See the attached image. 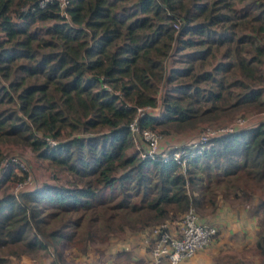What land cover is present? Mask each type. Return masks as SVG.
I'll return each instance as SVG.
<instances>
[{"label":"trees","instance_id":"trees-1","mask_svg":"<svg viewBox=\"0 0 264 264\" xmlns=\"http://www.w3.org/2000/svg\"><path fill=\"white\" fill-rule=\"evenodd\" d=\"M38 1L0 0V163L12 145L66 181L12 193L30 171L7 163L0 264H70L60 246L84 256L219 201L255 218L248 254L264 264V119L187 149L183 165L138 157L128 127L142 107L159 111L138 127L164 136L263 112L264 0ZM234 263L249 262L215 264Z\"/></svg>","mask_w":264,"mask_h":264},{"label":"built area","instance_id":"built-area-1","mask_svg":"<svg viewBox=\"0 0 264 264\" xmlns=\"http://www.w3.org/2000/svg\"><path fill=\"white\" fill-rule=\"evenodd\" d=\"M51 0H39L38 6L43 7ZM64 4L60 0V5ZM176 29V25L173 26ZM157 108V107H155ZM151 107L137 108L135 116L129 123V131L132 139V149L140 158L175 160L183 165L187 154V149L199 152L204 149L208 141L214 137L231 133L240 128L241 118H236L232 124L206 126L202 129L199 136L191 142L182 145H168L162 147L161 134L149 129H140L137 124V119L145 114H155ZM53 144L52 141L48 142ZM14 162L18 164L23 171H27L25 165L20 163L14 157L4 158L0 163V174L7 163ZM27 176L21 182L15 184L11 192L16 193L20 190H31L36 186L33 183L31 173L27 172ZM216 229L213 225L206 224L199 220L193 209H188L180 218V222L175 231L169 232L166 223H161L152 228L153 241L149 249L148 264H180L190 258L197 251L209 246L214 239Z\"/></svg>","mask_w":264,"mask_h":264},{"label":"crops","instance_id":"crops-1","mask_svg":"<svg viewBox=\"0 0 264 264\" xmlns=\"http://www.w3.org/2000/svg\"><path fill=\"white\" fill-rule=\"evenodd\" d=\"M204 223L215 227V238L209 246L197 251L180 264H215L219 258L229 256L236 259L242 258L244 261L249 262L247 264H255L256 260L248 254V250L251 249L256 241L255 218L247 216L243 212L241 205L219 201L214 213L210 214L208 220L204 221ZM168 226L171 227L169 224ZM171 230L174 231L172 227ZM152 238L153 234L150 231L148 233L149 243ZM132 247L128 245L111 246V251H108L109 253L106 252L103 260L97 264H148L150 259L149 251L142 240L141 242L138 241V245L135 248L134 245ZM13 264L43 263L21 258Z\"/></svg>","mask_w":264,"mask_h":264},{"label":"rangeland","instance_id":"rangeland-1","mask_svg":"<svg viewBox=\"0 0 264 264\" xmlns=\"http://www.w3.org/2000/svg\"><path fill=\"white\" fill-rule=\"evenodd\" d=\"M158 111H159V107L154 109L155 114L158 113ZM236 118L243 119L241 125L238 127L242 128V127L252 126L256 122L264 119V111L256 112V111L250 110L248 112H245L244 114L242 113L235 114L229 119H221L214 124H207V125L199 124L198 126L195 127V129H192V130H187L181 133H170L169 135H165V136L161 135V145L162 147L168 146V145H182L184 143L194 141L199 136L200 132L202 131L204 127L232 124ZM2 150L4 154L3 157L5 158L14 157L18 161H20V163L25 165L26 168L29 167V171L30 173H32L31 175H33L34 177L33 183H35L34 184L35 186L38 187L44 183H48V184L65 183L66 178H64L63 176H58L57 180H53L50 175L51 174L50 169H47L45 167V163H41L37 161L28 150L26 149L20 150L17 147L12 146V145H6V147L3 148ZM233 204L236 205L235 202H233ZM197 216L198 218H200V220L204 222L208 220V217L210 216V214L203 211V212H197ZM179 222H180V218L171 223L169 222H164V223H166L167 225V230L169 232H173L171 230V227L175 231ZM168 224L171 225V227L168 226ZM149 230L152 231V229H149ZM141 240L145 244V247L147 248V250L148 248L149 249L151 248L152 241L151 243H149L148 232L140 233V234H133V233L125 232L121 235L119 234V235L111 237L108 243L105 245H91L88 253L84 256L79 255V253L76 252L73 248H66L65 246H60L59 250L61 252L62 258L70 264H97L99 261L103 260L104 254L106 252L111 251V248H110L111 246L114 247L118 245H123V246L128 245L131 248H133L132 245H134V248H135L138 245V241L141 242ZM54 258L55 257L50 254L46 256L41 254L39 256L37 255L33 258H26V259L32 260L33 262L43 263V264H52L51 261H53ZM17 261H19V259L17 260L10 259V261L7 264H13V263H16Z\"/></svg>","mask_w":264,"mask_h":264}]
</instances>
